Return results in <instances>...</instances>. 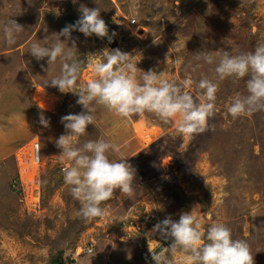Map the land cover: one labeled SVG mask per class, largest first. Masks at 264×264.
Segmentation results:
<instances>
[{"label":"rangeland","instance_id":"374dc122","mask_svg":"<svg viewBox=\"0 0 264 264\" xmlns=\"http://www.w3.org/2000/svg\"><path fill=\"white\" fill-rule=\"evenodd\" d=\"M82 5L99 7L104 20L122 9L129 27L121 35L115 27L112 42L103 38L95 53L96 37L71 32L67 46L74 41L76 57L87 56L78 84L93 78L89 62L120 49L145 72L153 70L177 82H198L206 76L220 85L213 118L218 123L192 139L154 114L127 120L96 106V127L89 125L79 144L101 138L115 143L120 153L110 152V159L128 157L136 181L131 199L117 190L102 205L107 214L91 221L76 214L80 204L62 170L69 165L55 143L66 134L61 117L80 113L82 106L73 93L45 86L60 74L61 64L51 65L47 73L41 68L48 67L47 58L37 61L29 52L32 43L46 45L53 33L75 24ZM6 13L10 19L13 13L24 17L17 21L24 30L13 45L5 39ZM133 18L137 26L131 24ZM0 31V264H52L62 250L72 254L69 264H155L149 249L160 253L171 244L154 231L155 225L169 217L178 221L197 205L205 231L213 223H224L233 239L250 245L254 264H264V111L233 120L227 107L237 93L248 94V77L218 81L215 65L194 56L201 51L253 52L258 42L264 43V0H0ZM40 88L61 99L53 112L36 101ZM188 90L198 95L195 83ZM41 115L49 120L48 127L40 123ZM140 117L154 124L156 139L149 140ZM166 134L178 153L167 148ZM37 146L41 165L35 179L34 173L28 178L20 164ZM17 176L20 193L13 187ZM167 255L178 264V253Z\"/></svg>","mask_w":264,"mask_h":264},{"label":"clouds","instance_id":"9594fccd","mask_svg":"<svg viewBox=\"0 0 264 264\" xmlns=\"http://www.w3.org/2000/svg\"><path fill=\"white\" fill-rule=\"evenodd\" d=\"M80 12L75 24L67 25L58 34L53 33L52 41L46 45L32 43L29 52L37 61L47 58L48 67L41 65L47 73L51 65L61 64L60 74L47 80L45 86L58 88L63 94L73 93L78 97L77 104L82 106L80 113L61 117L66 134H62L55 143L61 150L59 156L69 165L63 166L62 170L65 184L73 199L80 204L76 214L91 221L107 214L102 205L110 201L117 190L131 199L136 181V170L128 162V157L121 155L118 160L110 159V152L120 153L115 143L101 138L79 144V138L88 134V126L96 127V106H103L127 120L147 112L163 123L175 121L177 132L192 139L211 130L210 121L216 117L220 85L206 76L198 82L190 78L177 82L163 78L162 73L157 74L153 70L145 72L132 62L129 53L120 49L110 50L103 60L94 64L89 62L93 78L84 85L78 84L82 62L76 58L75 42L71 47L67 46L71 32L78 30L85 37L95 34L109 42L116 35L115 32L109 34L99 7L82 5ZM117 12L120 13L119 10ZM112 16L110 18L114 21ZM115 24L117 30L118 25ZM23 30L24 27L15 19L7 20L4 28L6 43L15 44L16 36ZM62 36L65 41H61ZM194 56L197 61L215 65L218 81L229 78L239 81L248 77V94L237 93L227 107L233 120L264 111V43L258 42L253 52L201 51ZM194 83L199 90L197 96L188 90ZM40 123L48 127L50 122L41 115ZM198 207L182 213L178 221L169 217L155 225L154 231L171 240V244L160 253L149 249L155 264H174L167 255L169 252L179 254L178 264H254L250 245L245 240L233 239L231 229L224 223H213L205 231L196 214Z\"/></svg>","mask_w":264,"mask_h":264},{"label":"bare ground","instance_id":"6f19581e","mask_svg":"<svg viewBox=\"0 0 264 264\" xmlns=\"http://www.w3.org/2000/svg\"><path fill=\"white\" fill-rule=\"evenodd\" d=\"M35 96H36V101L40 104V106L43 107V109L50 112H53L56 109L57 104L61 100L59 96L56 94L45 93L43 88H40V90L36 92ZM140 123L148 129L149 133H147V137L149 138V140H152L153 138L156 139L157 135L155 134H157V130L155 129V127H153L154 124L150 123L147 118H143V117H140ZM171 124L175 125L176 122L173 121L171 122ZM164 142L167 148L170 150V152H173L174 154L178 153V149L176 148L175 144H173L172 137L167 136L166 134L164 137ZM30 154H32V152H30ZM197 209L199 210V208ZM208 217H213V215L210 214Z\"/></svg>","mask_w":264,"mask_h":264},{"label":"trees","instance_id":"16d2710c","mask_svg":"<svg viewBox=\"0 0 264 264\" xmlns=\"http://www.w3.org/2000/svg\"><path fill=\"white\" fill-rule=\"evenodd\" d=\"M6 19L7 20H9L10 18H9V16H8V13H6ZM13 19H15L16 21H18V22H22V20H24V17H23V15L21 14V13H19V14H17V13H13ZM71 21L72 22H75L74 21V18L73 17H71ZM105 22H107V24H109V25H111V28L112 29H110L109 30V33H112V32H114L115 31V27H116V24H115V22L113 21V20H111V18H109L108 20H104ZM2 34V31H0V35ZM93 37H96L97 39H93V43H95L96 42V45L94 44L93 45V48L91 49V51L93 52V53H95L97 50H99L100 49V44L102 43V38H99V37H97L95 34H93L92 35ZM106 39V38H105ZM79 61H81L82 62V71L86 68V66H85V61H86V59H87V56L86 55H80L79 57H76ZM31 83H33V85L35 84L34 82H31ZM30 83V84H31ZM42 84V83H41ZM218 123V120H217V118L216 119H212L211 121H210V125H216ZM15 181H14V183H13V187H15L16 188V191H17V193H20V190H18L17 189V183L19 182V177L17 176V178L15 177ZM12 184V183H11ZM258 236V235H257ZM260 239H261V237L260 236H258ZM264 241H262V239H261V241H260V243L262 244ZM64 252V250H62V251H60L55 257H54V259H53V262H52V264H69V262L71 261V256H72V254L70 253V254H64L63 253Z\"/></svg>","mask_w":264,"mask_h":264},{"label":"built area","instance_id":"2783aa9c","mask_svg":"<svg viewBox=\"0 0 264 264\" xmlns=\"http://www.w3.org/2000/svg\"><path fill=\"white\" fill-rule=\"evenodd\" d=\"M124 14L123 12L120 13H115L112 18L114 19V21L117 23L118 28H117V32L118 35H121V32L123 30V28H125L126 26L129 27V25L125 22V20H123ZM131 24L136 25L138 24V19H131ZM119 29V31H118ZM34 152L32 154H27V159L26 157H23V160L25 162H21V170L27 175L28 178H32L31 174L34 173V179L39 171V167L41 165V150L39 148V146L35 147V149L33 150ZM25 158V159H24ZM20 160V159H19ZM38 170H34L37 169ZM31 169V170H28ZM64 169V168H63Z\"/></svg>","mask_w":264,"mask_h":264},{"label":"water","instance_id":"95a60500","mask_svg":"<svg viewBox=\"0 0 264 264\" xmlns=\"http://www.w3.org/2000/svg\"><path fill=\"white\" fill-rule=\"evenodd\" d=\"M114 43H115V45L117 44L115 40H114ZM115 45H114V46H115Z\"/></svg>","mask_w":264,"mask_h":264},{"label":"crops","instance_id":"0c3cea01","mask_svg":"<svg viewBox=\"0 0 264 264\" xmlns=\"http://www.w3.org/2000/svg\"><path fill=\"white\" fill-rule=\"evenodd\" d=\"M119 11L121 12V11H122V9H119Z\"/></svg>","mask_w":264,"mask_h":264}]
</instances>
